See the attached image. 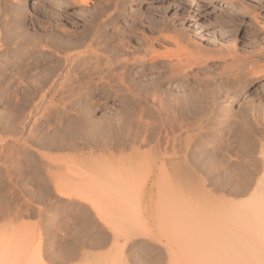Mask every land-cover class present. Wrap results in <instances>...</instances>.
Segmentation results:
<instances>
[{
	"label": "rangeland",
	"instance_id": "374dc122",
	"mask_svg": "<svg viewBox=\"0 0 264 264\" xmlns=\"http://www.w3.org/2000/svg\"><path fill=\"white\" fill-rule=\"evenodd\" d=\"M34 1L0 0V264H237L238 254L239 264H264V212L256 210L257 203L264 207V188L252 184L257 173L250 169L261 167L264 153V71L250 76L255 80L233 95L229 105L218 103L222 112L217 108L213 123H204L194 133L178 131L181 146L187 136L193 139L192 157L183 153L186 146L178 145L184 149L178 155L181 161L178 156L173 161L191 157L188 164L184 162L186 167L179 163L180 168L190 167L186 175L202 177L207 185H152L150 145L145 142L154 134L156 150L157 139L171 136L172 112L159 110L158 100L166 94H189L193 88L191 80L163 78L168 62L156 63L151 70L147 46L161 55L179 46L193 55H212L209 60L217 62L199 65L202 70L194 73L197 80L204 73L213 79L222 77L223 64L218 60L223 54L244 57L253 52L256 60L241 63V69H264V0H87V8L82 0H73L63 9L53 3L35 6ZM247 7L250 10L244 13ZM81 9L85 12L75 13ZM100 12L99 22L89 25ZM168 36L180 40L179 45ZM119 42L128 52L147 55L143 66L141 59L122 82L118 71L112 76L104 73L105 79L115 75L104 80L98 73L86 74L81 65L72 68L65 60ZM78 76L88 80L86 85ZM228 113L235 117L230 122L225 118ZM208 124L219 125L215 129ZM199 156L210 161L211 174L194 168L192 162ZM182 170L178 176L185 173ZM94 178L105 181L107 200L101 199L104 192L91 191ZM118 193L129 199H111Z\"/></svg>",
	"mask_w": 264,
	"mask_h": 264
},
{
	"label": "bare ground",
	"instance_id": "6f19581e",
	"mask_svg": "<svg viewBox=\"0 0 264 264\" xmlns=\"http://www.w3.org/2000/svg\"><path fill=\"white\" fill-rule=\"evenodd\" d=\"M87 0H82V3H83V6L85 7V8H87L88 6V4H87V2H86ZM122 1V0H121ZM128 1V0H127ZM126 1V2H127ZM73 0H35L34 1V3H33V5H35V6H38L40 3H44V4H46V5H50V3H53V4H55V5H53V6H55L56 7V5H57V7L59 8V9H63V8H67V7H69L70 5H72L73 4ZM52 6V7H53ZM246 7V6H245ZM1 8V7H0ZM105 8V7H104ZM104 10V9H103ZM107 10V9H106ZM108 10H110V8L108 7ZM250 10V7H247V8H245V11H244V13H247L248 11ZM160 11H162V10H159V12L158 13H160ZM85 11L83 10V9H81V10H78V11H76L75 13L76 14H79V13H84ZM103 12H105V11H103ZM106 12H108V11H106ZM101 13V12H100ZM118 13V12H117ZM116 13V14H117ZM99 14V13H98ZM97 14V16H95V17H93L92 18V20L90 21V24L89 25H91V26H94V25H96L98 22H99V19L102 17V13L101 14H99L98 15ZM106 13H104V15H105ZM104 15H103V17H104ZM106 17V16H105ZM114 17V16H113ZM148 18H150V17H148ZM104 24H105V22H104ZM102 26H103V24H102ZM86 28V27H85ZM85 30H87V29H85ZM97 30V29H96ZM104 31V30H103ZM86 32V31H85ZM84 33V32H83ZM176 33V32H175ZM1 34V33H0ZM87 34V33H86ZM101 35V34H100ZM84 36V35H83ZM86 36V35H85ZM88 36V35H87ZM176 36V35H175ZM3 37V36H2ZM82 37V36H81ZM91 37H93V39L95 38V35L92 33L91 34ZM97 37V36H96ZM101 37V36H100ZM169 37V36H168ZM172 39H171V38ZM169 38H170V40H172L177 46L179 45V42L178 41H180V40H176L175 38H173V36H170ZM89 38V37H88ZM167 38V37H166ZM75 39V38H74ZM78 39H80V38H78ZM100 39V38H99ZM3 40V39H2ZM98 40V39H97ZM101 40V39H100ZM100 40H98V41H100ZM77 41V40H76ZM93 41V40H92ZM72 42H74L73 40H72ZM80 42H82V41H80L79 40V43ZM84 42V41H83ZM87 42V41H86ZM94 42H96V41H94ZM171 42V41H170ZM76 44L78 43V42H75ZM93 43V42H92ZM104 43V42H103ZM172 43V42H171ZM75 44V45H76ZM82 44V43H81ZM84 44V43H83ZM94 44V43H93ZM98 44V43H97ZM99 44H100V42H99ZM98 44V45H99ZM102 44V43H101ZM70 45V44H69ZM74 45V44H73ZM85 45H87V44H85ZM96 45V44H95ZM16 46V45H15ZM60 46V45H59ZM65 46V45H64ZM72 46V45H71ZM71 46H69V47H71ZM77 46V45H76ZM76 46H74V47H76ZM97 46V45H96ZM62 47V46H61ZM73 47V46H72ZM80 46L78 45V48H79ZM95 47V46H94ZM125 47V44H121L120 42L119 43H117V44H103L102 46H100L99 45V48H98V46H97V48H96V50H89V51H86V52H84V54H80V55H78L77 57H75L74 59L71 57V58H67V59H65L66 60V62H68V63H70L71 64V66H72V68H74V67H78V66H82L83 67V69L85 70V73H86V71H89L88 73L90 74V72L92 71L93 72V75H94V73H98V75H99V77L101 78V79H104V80H107V79H109V78H112V77H108V75H107V79H105V77H104V73H115L116 71H118V75H117V73H115L116 74V76H118V78H119V80H120V82H122L123 80H124V78H126L127 77V74L129 73V69H131L130 67L131 66H133V65H135V64H137V62H139V60H143V59H145L146 58V56H141V55H137L135 52L136 51H132V52H128L127 50H126V48H124ZM186 47V46H185ZM64 48V47H63ZM62 48V49H63ZM66 48V47H65ZM77 48V50L79 51V49ZM85 48V47H84ZM89 48H93V47H91V45L89 46ZM95 48H93V49H95ZM186 48H188V47H186ZM66 49H68V48H66ZM71 49V48H70ZM75 49V48H74ZM83 49V48H82ZM147 49V50H146ZM145 50H146V53L147 54H151L152 56H151V58L149 59V61H153L151 64L149 63V62H147V63H149V66H151V67H149L151 70L152 69H154V67H155V64L156 63H161V62H168V64H169V66L167 65L166 67H167V69L166 70H164L163 68H162V66H160L164 71H162V74L164 75V79L166 80L167 78L169 79V81H173V82H178V81H185V80H191V84H192V86H193V88H191L190 89V87H189V89H190V92H189V94H173L172 93V95H167L166 94V97H165V95L163 96L164 97V99H160V100H158V102L160 103L159 105L157 104V107L158 106H161V107H159V110L161 109H163V108H165V109H167L168 111H171L172 112V114L171 113H169L167 110H163L164 112L165 111H167L169 114H171L172 115V117H171V119H169V117H167L165 120H167V119H169L170 121L169 122H171V132L169 131V133H171V136L169 135V136H166L167 138L166 139H164V140H160V139H157V147H156V150H155V147H152V144L154 145L155 143H156V141H155V139H154V134H153V138H151V136H150V134H149V136H148V138H146L145 139V142L148 144V147H149V145H150V150H148L149 152H148V155H147V160H148V163H149V181L152 183V185H157V186H165L166 187V185H170V184H175V186H176V184L178 185V186H181V185H185L186 186V184H187V187H188V185H190V184H194V186L196 185V182H198L197 184H199V185H202L201 183H203V185L205 184L204 183V180H202L201 178H197V177H193V175L191 176L190 174H188V176L186 175L187 174V172L188 173H190V170H189V168L187 169V171H185L186 169H183L184 170V172L185 173H183L181 176H178V174H177V172H178V170H182V168H183V165L185 166V164L188 162V160H185V157H184V159H182V162H183V165H181V164H179V163H182V162H179V160L177 161V162H175L176 160H177V158H175L176 156H178V155H180V153L181 152H183V150H180L181 148L180 147H178V145H180L181 144V142H180V144H178V142H179V140L181 141V139H179V136H178V134L180 133V132H178V131H187V132H192V133H194V130L196 129V128H199V127H201V125H203L204 123H210V121L212 122V119H214V116L216 115L217 116V113L218 112H220L219 111V108H218V103L219 102H224V103H227L228 105L232 102V96L233 95H236V94H238V93H240V91H241V89L242 88H244V86H245V84H248L249 82H253L255 79H253V78H251L250 76H253L254 74H258V73H261V72H263L264 71V69H255V68H244V70L246 69L247 71H243V69H241V68H243V65H247L246 63H253V61H254V57H256V55L252 52V54L250 55V56H244V57H239V56H237V55H235V53H234V55L231 53V54H227L226 56H224L225 54H223V56L221 55V54H219V56H220V60H218V62L219 61H221V64H223V66H221V70H223L222 72V77L220 76H218L219 78H215V79H213L212 77L210 78V76H208V77H205L206 76V73H204L205 74V78L204 77H202L200 80L198 79L197 80V78H196V76H195V71H201L202 70V68H199V65H203L204 63H207V66H209V62H217V60H209V59H211V56H209L208 57V55L207 54H201V53H198L197 55L196 54H194L193 55V53L194 52H192V54H191V51L189 52V53H187V51H186V49L183 47V46H179L178 47V49L176 50H173V48H172V50L171 51H165V53H162V54H164V55H161V53H157L154 49H153V46L151 45V46H147V48H146ZM15 50H16V48H15ZM42 50V49H41ZM44 50V49H43ZM42 50V51H43ZM56 50V49H55ZM58 50V49H57ZM73 50V49H72ZM72 50H71V52H72ZM76 50V51H77ZM81 50V49H80ZM85 50V49H84ZM83 50V51H84ZM17 51V50H16ZM36 51V50H35ZM63 51H64V49H63ZM63 51H62V53H63ZM188 51H189V49H188ZM31 52V51H30ZM34 52V51H33ZM66 52V54H68V53H70V52H67V51H65ZM2 53V52H1ZM45 53V52H44ZM145 53V54H146ZM55 54V53H54ZM64 54L65 53H63V56H61V57H64ZM75 54V53H74ZM131 54V55H130ZM145 54H143V55H145ZM238 54V53H237ZM249 54H250V52H249ZM258 54V53H257ZM13 55V54H12ZM41 55V54H40ZM70 55H71V53H70ZM210 55V54H209ZM260 55V54H259ZM262 56H264L263 54H261ZM124 56H128L129 58L127 59V58H125ZM216 56V55H215ZM214 56V57H215ZM218 56V57H219ZM60 57V56H59ZM213 57V56H212ZM217 57V56H216ZM217 57V58H218ZM57 58V57H56ZM159 58V59H158ZM160 58H162V59H160ZM163 58H165V59H163ZM254 58V59H253ZM148 59V58H147ZM251 59H253V61L251 62L250 60ZM57 60V59H56ZM62 60V59H61ZM131 60H133V61H135V63H129ZM256 60V59H255ZM257 60H259V59H257ZM261 60V59H260ZM144 61V60H143ZM148 61V60H147ZM59 62H60V59H59ZM62 62V61H61ZM140 62H142V61H140ZM146 61H144L141 65L143 66V64L145 63ZM1 63V62H0ZM146 63V64H147ZM241 63L243 64V65H241ZM255 63V62H254ZM256 63H257V61H256ZM162 64V63H161ZM219 64V63H218ZM62 65V64H61ZM60 65V66H61ZM249 65H251L252 67H253V65H256V64H249ZM63 66H64V63H63ZM147 66V65H146ZM158 66V65H157ZM205 66V65H204ZM81 67V68H82ZM145 67V66H144ZM211 67V66H210ZM244 67H246V66H244ZM61 68V67H60ZM146 68V67H145ZM157 68V67H156ZM149 69V70H150ZM158 70H159V68H157ZM205 69V68H204ZM57 70V69H56ZM67 70H68V66H67ZM74 70V69H73ZM77 70V69H76ZM76 70H74V71H76ZM143 70H145V69H143ZM221 70H219V71H221ZM69 71H71V69H69ZM148 71V70H147ZM147 71H145V72H147ZM151 72V71H150ZM157 72H159V71H157ZM156 72V73H157ZM73 73V72H72ZM76 73H78V72H76ZM81 73V72H80ZM144 73V72H143ZM153 73V72H152ZM160 73V72H159ZM158 73V74H159ZM220 73V72H219ZM64 74V73H63ZM69 74V73H68ZM70 74H71V72H70ZM82 74H84V73H82ZM81 74V75H82ZM87 74V73H86ZM86 74H85V76H86ZM112 74H111V76H112ZM132 74V73H131ZM161 74V73H160ZM198 73L196 72V75H197ZM216 74V73H215ZM221 74V73H220ZM1 75V74H0ZM66 75H67V73H66ZM78 75V74H77ZM80 75V74H79ZM80 75V76H81ZM92 75V74H91ZM97 75V76H98ZM129 75V74H128ZM162 75V76H163ZM200 75V74H199ZM199 75H197V76H199ZM65 76V75H64ZM73 76H75V75H73ZM73 76H70V77H73ZM83 76V75H82ZM89 76V75H88ZM96 76V77H97ZM114 77H115V75H113ZM130 76V75H129ZM216 76H217V74H216ZM70 77H69V79H70ZM77 77V76H76ZM79 77V76H78ZM84 77V76H83ZM87 77V76H86ZM97 78V79H100V78ZM113 77V78H114ZM161 77V76H160ZM201 77V76H200ZM199 77V78H200ZM67 78V77H66ZM75 78V77H74ZM74 78H72L73 80H71V81H74ZM80 78V77H79ZM89 78H91V76L89 77ZM95 78V77H94ZM112 78V79H113ZM117 78V77H116ZM116 78L114 79V80H116ZM77 78H75V81H79V79L78 80H76ZM87 79H88V77H87ZM86 79V80H87ZM91 79H93V78H91ZM91 79L89 80L92 84L93 83H95V82H98L99 83V81L97 80V79H95L96 81H94V82H92L91 81ZM112 79H110L111 81H114V80H112ZM161 79H162V77H161ZM54 80V79H53ZM80 80H81V82L84 80V82L83 83H85L86 82V80L85 79H81L80 78ZM94 80V79H93ZM103 80V81H104ZM119 80H116L117 82L119 81ZM163 80V79H162ZM88 81V80H87ZM161 81V80H160ZM166 81H168V80H166ZM67 82V81H66ZM68 82H69V80H68ZM80 81H79V84L81 83ZM90 82H88V84L90 83ZM102 82V81H101ZM101 82H100V84H101ZM105 82V81H104ZM107 82V81H106ZM110 81L108 80V83H109ZM129 82V81H128ZM127 82V83H128ZM131 82V81H130ZM2 83V82H1ZM63 83H65V82H63ZM87 83V82H86ZM86 83H85V85H86ZM89 84V85H92V84ZM112 83H115V81L114 82H112ZM119 83V82H118ZM159 83V82H158ZM75 84V83H74ZM78 84V85H79ZM105 84H107V83H105ZM111 84V83H110ZM130 84V83H129ZM61 85H62V82H61ZM76 85H77V82H76ZM83 84H80L79 86L81 87ZM84 85V86H85ZM94 85H97V83H95ZM125 85H126V83H125ZM135 85V84H134ZM134 85H132V86H134ZM63 86V85H62ZM122 85L120 84V89H121V91H122V87H121ZM127 86V85H126ZM125 86V87H126ZM158 86V85H157ZM178 86H180L179 84H178ZM83 87V86H82ZM88 87V86H87ZM98 87H102V85L101 86H98ZM110 87H112L111 85H110ZM118 87V88H119ZM124 87V86H123ZM261 87V86H260ZM64 88V87H63ZM68 88H69V86H68ZM67 88V89H68ZM85 88V87H84ZM103 88H104V86H103ZM109 88V87H108ZM132 88V87H131ZM153 88V87H152ZM66 89V90H67ZM76 89V88H75ZM89 89H92L93 90V88H88L87 90H89ZM100 89H102V88H100ZM110 89V88H109ZM120 89H118L117 91H119ZM124 89V88H123ZM125 89H127V88H125ZM135 89H136V87H135ZM159 89V88H158ZM62 90V89H61ZM63 90H65V89H63ZM70 90V89H69ZM128 90H130L129 88H128ZM132 90H134V89H132ZM72 91V90H71ZM152 91V90H151ZM156 91V90H155ZM154 91V92H155ZM134 92H135V90H134ZM159 92H162L161 90H159ZM159 92H157L158 94H160ZM68 93V92H67ZM156 92H155V97L157 98V96H158V94H157ZM164 93H165V91H164ZM166 93H168V92H166ZM169 93H171V92H169ZM149 94V93H148ZM154 94V93H153ZM157 95V96H156ZM162 95V94H161ZM149 96H150V94H149ZM147 97V96H146ZM145 97V98H146ZM152 97H153V95H152ZM152 97H150L151 99H153ZM159 97V96H158ZM132 98H134V97H132ZM150 98H148V99H150ZM160 98H161V96H160ZM135 99H137V98H135ZM159 99V98H158ZM155 100V99H154ZM157 100V99H156ZM139 101V100H138ZM146 101H150V100H146ZM153 101V100H152ZM144 102V101H143ZM157 102V101H156ZM156 102H154L155 104H156ZM136 103V100H135V102H134V104ZM147 103V102H146ZM150 104V103H149ZM139 105V104H138ZM145 105V104H144ZM147 105V104H146ZM151 107V106H150ZM223 107V106H222ZM227 107V106H226ZM217 108H218V112H217ZM221 108V107H220ZM144 109H146L147 110V108H144ZM149 109V108H148ZM222 109V108H221ZM145 110V111H146ZM156 111V110H155ZM223 111H224V109H223ZM230 111V110H229ZM232 111V110H231ZM143 112V111H142ZM151 112V111H150ZM166 112V113H167ZM222 112V111H221ZM220 112V113H221ZM252 112V111H251ZM254 112V111H253ZM160 113V112H159ZM159 113H157L158 115H160ZM165 113V114H166ZM225 113H227L226 111H225ZM236 113V112H235ZM147 114V113H146ZM149 114V113H148ZM161 114H162V112H161ZM165 114H163V116L165 115ZM169 114H167V115H169ZM219 114V113H218ZM231 114L233 115V113H228V114H225L226 116H225V118H226V120L228 121V122H230V120H231V118H232V116H231ZM240 114V113H239ZM254 114V113H253ZM260 114H261V112H260ZM150 115V114H149ZM154 115V114H153ZM157 115V116H158ZM167 115H165V116H167ZM222 115V114H221ZM224 115V114H223ZM243 115V114H242ZM143 116V115H142ZM147 115H145V117H146ZM156 116V117H157ZM216 116H215V118H216ZM235 116V115H234ZM233 116V117H234ZM248 116H249V114H248ZM251 116H253V115H251ZM218 117H219V115H218ZM221 117V116H220ZM262 117V116H261ZM261 117H260V119H261ZM153 118V117H152ZM152 118H150V119H152ZM160 118H161V116H160ZM163 119H164V117H162ZM222 118H224V116L222 117ZM235 118V117H234ZM234 118H232V119H234ZM240 118V117H239ZM238 117L236 118V119H239ZM244 118V117H243ZM258 118V117H257ZM149 119V120H150ZM154 119V118H153ZM162 119V120H163ZM235 119V120H236ZM251 119V118H250ZM145 120V119H144ZM223 120V119H222ZM221 120V121H222ZM241 120V119H240ZM239 120V122L241 123V121ZM245 120H246V118H245ZM253 120V119H252ZM160 121V120H159ZM168 121V120H167ZM226 121V123L228 124V122ZM166 122V121H165ZM174 122V123H173ZM216 122H217V120H216ZM251 122V121H250ZM257 122V121H256ZM155 123H158V121L157 122H155ZM160 123V122H159ZM158 123V124H159ZM213 123V122H212ZM211 123V124H212ZM218 123V122H217ZM236 123V122H235ZM255 123V122H254ZM166 124V123H165ZM164 124V125H165ZM172 124H175V126H172ZM211 124H208L209 126L211 125ZM223 124V123H222ZM225 124V123H224ZM223 124V125H224ZM239 124V123H238ZM168 125H170V124H168ZM207 125V124H206ZM206 125H204L205 127H206ZM219 125V124H218ZM217 124L215 125V127L216 126H218ZM221 125V124H220ZM245 125H246V123H245ZM249 125H250V123H249ZM157 126V125H156ZM155 126V127H156ZM161 127H162V125H160ZM212 126V128L214 127V125H211ZM229 126V125H228ZM232 128H234L232 125H230ZM257 126H259V124L257 125ZM159 126H157V128H158ZM204 127V128H205ZM214 127V128H215ZM224 127V126H223ZM254 127H255V125H254ZM208 128V127H207ZM221 128H222V126H221ZM236 128H238V127H236ZM239 128H240V126H239ZM249 128H250V126H249ZM260 128V127H259ZM200 129H202V128H200ZM206 129V128H205ZM210 129V128H209ZM216 129V128H215ZM231 129V128H230ZM229 129V130H230ZM263 129V128H262ZM163 130H167V129H163ZM199 130V129H198ZM204 130V129H203ZM202 130V131H203ZM207 130V129H206ZM220 129H219V127H218V131H219ZM222 130V129H221ZM220 130V131H221ZM226 130V129H225ZM224 130V131H225ZM228 130V129H227ZM228 130V131H229ZM234 130V129H233ZM233 130L230 132V133H232L233 132ZM236 130V129H235ZM238 130V129H237ZM258 130H260V129H258ZM151 132H152V130H150ZM168 131V130H167ZM197 131V130H196ZM201 131V133H203V136H202V138L204 137V132H202ZM209 131H211V129L209 130ZM213 131V130H212ZM212 131H211V133H212ZM215 131V130H214ZM218 131H216V132H218ZM253 131H254V129H253ZM252 131V132H253ZM166 132V131H165ZM165 132H162V133H164L165 134ZM200 132V131H199ZM208 132V131H207ZM251 132V133H252ZM255 132H258L257 130H255ZM195 133H197V132H195ZM210 133V132H209ZM221 133V132H220ZM223 133V132H222ZM228 133V132H227ZM254 133V132H253ZM188 134V133H187ZM207 134V133H206ZM218 134V133H217ZM224 134V133H223ZM223 134H222V136H223ZM226 134V133H225ZM229 134V133H228ZM261 134H263L264 135V133H262L261 132ZM260 134V135H261ZM156 135V134H155ZM184 135V134H183ZM186 135V134H185ZM215 135H216V133H215ZM214 135V136H215ZM219 135V134H218ZM217 135V136H218ZM221 135V134H220ZM219 135V136H220ZM259 135V136H260ZM262 135V137H264ZM163 136V135H162ZM187 136V135H186ZM185 136V137H186ZM199 136H200V134H199ZM206 136H208V134L206 135ZM213 136V135H212ZM221 136V137H222ZM226 136V135H225ZM225 136H223V137H225ZM230 136V135H229ZM258 136V135H257ZM160 137V136H159ZM188 138H189V136H187ZM194 137V136H193ZM222 137V138H223ZM252 137V136H251ZM261 137V136H260ZM155 138H157V137H155ZM188 138H185V139H183L184 141H185V143H184V147H185V150H184V154L186 153V154H190V153H192V150H193V146H192V142H194L193 141V139L190 137L189 139ZM196 139L198 138V137H195ZM213 138V137H212ZM196 139H195V141H196ZM200 139V138H199ZM218 139V138H217ZM221 139V138H220ZM226 139H227V136H226ZM249 140H250V138H248ZM202 140H204V139H202ZM210 140V139H209ZM212 140V139H211ZM216 140V139H215ZM214 140V141H215ZM235 140V139H234ZM218 140H216V142H217ZM224 141V140H223ZM222 141V142H223ZM260 142H261V140H259ZM143 142V141H142ZM144 142V143H145ZM249 142V141H248ZM257 142H258V140H257ZM213 143V142H212ZM252 143V142H251ZM262 143V142H261ZM261 143H258V145H262ZM196 144V143H195ZM201 144V143H200ZM199 144V145H200ZM223 144V143H222ZM225 144V143H224ZM230 145V144H229ZM232 145V144H231ZM250 145V144H249ZM255 145H256V143H255ZM254 145V146H255ZM146 146V145H145ZM181 146V145H180ZM183 146H181L182 148H184ZM196 146V145H195ZM233 146V145H232ZM241 146V145H240ZM264 146V145H263ZM152 147V148H151ZM198 147V146H197ZM200 147V146H199ZM198 147V148H199ZM202 147H203V145H202ZM202 147H200V148H202ZM223 147V146H222ZM231 147V146H230ZM242 147V146H241ZM149 148H147V149H149ZM178 148H180V149H178ZM233 148V147H232ZM238 148V147H237ZM240 148V147H239ZM259 148V147H258ZM260 148H261V146H260ZM242 149V148H241ZM248 149H250V148H248ZM202 150V149H201ZM244 150V149H243ZM242 150V151H243ZM251 150V149H250ZM195 151V150H194ZM200 151V150H199ZM205 151V150H204ZM220 151V150H219ZM218 151V152H219ZM238 151H240V149H238ZM197 152H198V150H197ZM203 152V151H202ZM209 152V151H208ZM220 152H222V151H220ZM219 152V153H220ZM226 152V151H225ZM231 152V151H230ZM243 152H246V151H243ZM253 152V151H252ZM258 152V151H257ZM139 153V152H138ZM205 153V152H204ZM239 153V152H238ZM249 153V152H248ZM262 153V160L260 161L261 162V164L258 162V160H260V159H258L257 160V162L260 164V165H258L255 161V163L258 165V166H261L260 168L259 167H256L255 166V163H254V166L256 167L255 169L254 168H250V169H252V170H255L256 171V173H257V175L255 176V178H254V173L253 174H250V176L251 175H253L252 177L254 178V180L253 179H251V178H249V183L251 182V180H252V184L253 185H256V186H258L259 188L260 187H262V188H264V153L263 152H261ZM199 154V153H198ZM207 154V153H206ZM228 154V153H227ZM237 154V153H236ZM235 154V156H237ZM191 155V154H190ZM189 155V156H190ZM194 155V154H193ZM224 155V154H223ZM232 155V154H231ZM255 155V154H254ZM142 156V155H141ZM140 156V157H141ZM188 156V155H187ZM195 156V155H194ZM202 156V155H201ZM211 156V155H210ZM246 156V155H245ZM139 157V158H140ZM179 157V156H178ZM191 157H192V155H191ZM191 157H190V160H189V162L190 161H192L193 159H191ZM200 157V156H199ZM138 158V157H137ZM136 158V159H137ZM176 159L175 161H173V159ZM197 158V159H196ZM196 158H194L195 160L192 162L194 165V168H197L198 169V171L200 170V171H206V172H210V170L211 169H213V168H211L210 169V167H208V163L210 162V161H208L207 160V162H206V160H203V159H205V158H203V156H202V158L200 157V158H198V157H196ZM248 158V157H247ZM246 158V159H247ZM254 158H256V157H253V159ZM135 159V160H136ZM143 159V158H142ZM178 159H180V161H181V158L179 157ZM202 159V160H201ZM209 159V158H208ZM243 159V158H242ZM241 159V160H242ZM251 159V158H250ZM140 160V159H139ZM143 160H145V157H144V159ZM184 160V161H183ZM235 160V159H234ZM233 160V161H234ZM249 160V159H248ZM252 160V159H251ZM138 161V160H137ZM136 161V162H137ZM186 161V163L184 164V162ZM206 163H205V162ZM230 161V160H229ZM232 161V160H231ZM135 162V163H136ZM237 162V161H236ZM231 163V162H230ZM242 163H243V161H242ZM246 163V162H245ZM146 164V163H145ZM188 164V163H187ZM212 164V163H211ZM240 164H241V162H240ZM137 165H138V163H137ZM181 165V166H180ZM179 166V167H178ZM252 167H253V165H251ZM180 167H182V168H180ZM186 167V166H185ZM184 167V168H185ZM233 167V166H232ZM239 168L241 167L242 168V166H238ZM250 167V166H249ZM132 168H134V167H132ZM179 168V169H178ZM248 167L246 166L245 167V169H247ZM197 169H194V170H197ZM238 169V168H237ZM182 170V171H183ZM215 170V169H214ZM218 170V169H217ZM241 170V169H240ZM181 171V172H182ZM212 171V170H211ZM232 171H235L234 169L232 170ZM242 171V170H241ZM246 171V170H245ZM244 171V172H245ZM251 171V170H250ZM249 171V172H250ZM180 172V171H179ZM191 172H193V170H191ZM206 172H204V173H206ZM230 172V171H229ZM235 172H238V170L237 171H235ZM171 173V174H170ZM194 173L195 174H197V171H194ZM198 173H201V172H198ZM203 173V174H204ZM212 173V172H211ZM211 173H209V174H211ZM239 173V172H238ZM246 173H248V171L246 172ZM180 174V173H179ZM192 174V173H191ZM207 174V173H206ZM177 175V176H176ZM210 176V175H209ZM242 176H244V174L242 175ZM206 177V176H205ZM247 177H248V175H247ZM95 179V178H94ZM93 179V180H94ZM205 179V181H206V178H204ZM210 179V178H209ZM208 179V180H209ZM226 179V178H225ZM233 179V178H232ZM240 179H242V178H240ZM251 179V180H250ZM229 180V179H228ZM227 180V181H228ZM243 180V179H242ZM246 180V179H245ZM102 181H103V179H102ZM210 181V180H209ZM222 181V180H221ZM230 181V180H229ZM231 181H233V180H231ZM230 181V182H231ZM236 181H238L237 183L239 184V178H238V180L236 179ZM248 181V180H247ZM200 182V183H199ZM208 182V181H207ZM215 182V181H214ZM219 182V181H218ZM241 182V181H240ZM107 183V182H106ZM233 183V182H232ZM234 183H235V181H234ZM241 183H243V181L241 182ZM245 183V182H244ZM251 184V186H253ZM205 185H207V183L205 184ZM204 185V186H205ZM191 186V185H190ZM91 187H93L92 189H91V191L92 192H100L101 191V193L102 192H104L103 193V196L105 195V197L104 198H101L102 200H107L108 199V196H107V194H108V192H106V185H105V181H103V183H101V182H99V181H97V179H95L93 182H92V184H91ZM109 187H110V185H109ZM125 187V186H124ZM184 187V186H183ZM163 188V187H162ZM115 189V188H114ZM104 190V191H103ZM109 191H110V193L112 194V191H111V188H109ZM120 191V190H119ZM94 194V193H93ZM126 195V194H125ZM93 196V195H92ZM95 197V196H94ZM112 198L111 199H117V200H121V199H129V198H126V197H124L123 195H122V193L121 194H116V195H113V196H111ZM124 197V198H123ZM98 198V197H97ZM130 198H131V196H130ZM262 198H263V201H264V195H262ZM121 201H123V200H121ZM257 201V200H256ZM259 201H260V198H259ZM257 203V202H256ZM255 203V204H256ZM254 205V204H253ZM259 206V207H258ZM98 209H97V212L99 213V214H102L103 215V211H102V208L101 207H97ZM256 210H257V212L258 213H260V214H262L264 211V207H262V206H260V205H258V203H257V205H256ZM237 211H239L238 209H237ZM255 213V212H254ZM253 213V214H254ZM236 214H237V212H236ZM239 214V213H238ZM257 215V214H256ZM239 216V215H238ZM238 220H239V218H238ZM240 221V220H239ZM263 222V221H262ZM262 225V224H261ZM239 226V225H238ZM239 230V229H238ZM264 233V232H263ZM263 235V234H262ZM264 237V236H263ZM241 252V251H240ZM240 255L238 254V256H236V258L234 259V261L237 263V264H239V263H241V258L239 257Z\"/></svg>",
	"mask_w": 264,
	"mask_h": 264
}]
</instances>
